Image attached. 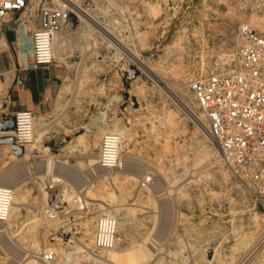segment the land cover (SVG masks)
Returning a JSON list of instances; mask_svg holds the SVG:
<instances>
[{
	"label": "rangeland",
	"instance_id": "1",
	"mask_svg": "<svg viewBox=\"0 0 264 264\" xmlns=\"http://www.w3.org/2000/svg\"><path fill=\"white\" fill-rule=\"evenodd\" d=\"M32 1L27 16L30 19L25 15L20 19L26 21L27 37L35 31L36 5L44 0ZM50 1L46 3L51 4ZM72 1L84 8V0ZM195 4L196 8L191 6L186 12L201 18L199 25L162 28L155 21L148 25L144 40L130 50L152 67L163 82L168 78L165 84L182 97L200 119V126L194 125L183 112L176 111L174 103L165 95H158L156 84L134 61L91 26L74 22L72 15L73 29L60 35L54 44L51 79L42 86L40 110L30 111L33 119L26 133L21 129L11 135H0V190L9 191L11 199L8 218L0 232V264H91L84 254L76 253V246L86 244L92 254H106L93 249L94 223L109 214L118 218L124 211L127 213L125 230L129 226L128 230L137 234L139 231L140 237L144 235L142 239L150 237L148 234L157 235L155 230H170L163 234L165 243L157 260L143 264H240L243 253L260 237L257 252L241 264H264V210L222 166L219 149L203 132L201 112L187 90L191 80L235 61L239 41L234 31L240 23H248L258 30H264V23L240 10L238 0H199ZM14 29L7 21L0 23L3 33L15 34ZM162 30L163 39L158 38ZM229 33L233 43L224 42L223 36ZM100 44L108 49L102 51ZM20 53L17 37L13 46L8 44L0 49V101L4 84L11 83L19 66L23 67ZM31 59L29 53L28 60ZM160 100L165 103L164 107ZM4 112L13 114L9 110ZM104 135H115L118 140L116 164L107 169L97 164ZM89 158L95 160L92 170ZM122 160L125 164H121ZM51 178L61 180L62 187L48 189ZM151 189L153 193L162 190V201L157 200ZM78 193L84 198L86 211L77 210L71 202V197ZM134 198L139 204L133 203ZM163 204L168 224L161 222ZM14 208L16 211H10ZM47 208L52 209L53 218L45 213ZM119 227L118 219L117 240L126 238L128 243V230L124 235ZM84 229L89 231L86 236ZM181 236L186 237L185 241ZM32 245L38 246L39 251L30 253ZM48 251L55 258L46 263L41 257ZM193 251H197L196 255Z\"/></svg>",
	"mask_w": 264,
	"mask_h": 264
},
{
	"label": "built area",
	"instance_id": "2",
	"mask_svg": "<svg viewBox=\"0 0 264 264\" xmlns=\"http://www.w3.org/2000/svg\"><path fill=\"white\" fill-rule=\"evenodd\" d=\"M80 7L87 17L84 19L68 3L51 0L36 5L35 31L30 37L31 61L19 66L22 71L35 70L54 62V44L60 35L69 33L74 22L91 26L90 21L109 33L112 38L127 49L144 40L148 25L158 21L166 26H197L201 18L191 15L189 10L199 0H84ZM239 9L257 16L264 23V0H238ZM32 0H0V23L7 21L23 32L26 21L22 16L30 15ZM154 12V13H153ZM157 14L156 16H154ZM72 15L75 21H72ZM203 19V17H202ZM89 22H88V21ZM92 27V26H91ZM93 28V27H92ZM164 30L158 38L163 39ZM232 33L224 37L231 42ZM239 41L235 61L222 68H214L207 76H200L187 84L198 110L208 138L219 149L221 164L228 174L246 190L248 197L264 210V30L252 28L248 23H240L234 31ZM109 42L107 39H105ZM110 43V42H109ZM111 44V43H110ZM112 45V44H111ZM101 50L107 46L100 44ZM114 46V45H112ZM5 44H0V49ZM115 47V46H114ZM116 48V47H115ZM29 54V53H28ZM6 103L0 101V135L8 131L19 132L33 119L30 111L8 114ZM13 119L14 128L4 130L3 124ZM4 136V135H3ZM117 137L104 135L97 158L100 168H111L117 160ZM62 187L58 178H51L48 189ZM10 194L0 190V230L8 214ZM77 210L86 211L83 196L71 197ZM45 213L53 218L52 209ZM117 216L105 215L98 218L93 227V249L107 252L117 244ZM55 254H43L44 262H52Z\"/></svg>",
	"mask_w": 264,
	"mask_h": 264
},
{
	"label": "bare ground",
	"instance_id": "3",
	"mask_svg": "<svg viewBox=\"0 0 264 264\" xmlns=\"http://www.w3.org/2000/svg\"><path fill=\"white\" fill-rule=\"evenodd\" d=\"M59 1H62L63 3L65 2V3H68L69 5H70V7L74 10V11H76V12H78L79 13V15H81L84 19H87V17H86V15L84 14V13H82L83 11H80V7H79V5L77 4V3H75V2H73L72 0H59ZM28 19H30V16L28 17ZM88 21V20H87ZM89 22V21H88ZM90 24H91V26L93 27V29H95V31L98 33V34H101L105 39H107L112 45H114L115 47H116V49L117 50H119L121 53H123L126 57H128L129 59H131L132 61H134L147 75H148V77H150L152 80H153V82L156 84L155 86H157L158 87V89H159V92H160V94H158V95H161V93L163 94V95H165L167 98H169L173 103H174V105H175V107H176V109H174V111L176 110V111H179V112H183V115H185L186 117H188L189 118V120L191 119L192 121H193V123H194V125H197V126H200L201 124H200V119L194 114V112L183 102V100L179 97V96H177L168 86H170L168 83V86L165 84L166 82H168V81H166V80H168V78L167 79H165V82H163L158 76H157V74L155 73L156 71H153V68L152 67H150V66H147L145 63H143L140 59H139V57L137 56V54L134 52V51H131V50H129V49H127V48H125L124 46H122L120 43H118L117 41H115L113 38H112V36L109 34V33H107L106 31H104L103 29H101L99 26H97L95 23H93V22H89ZM84 25H82L81 27H83ZM19 38H21V39H25L27 42H28V46L26 47V48H22L21 49V53H20V60H21V62H22V65L23 66H26V64H27V56H28V53H30V51H31V41H30V37H27L26 35L24 36V34H23V32L22 31H20V35H19ZM232 43H233V41H231ZM114 47V48H115ZM216 60V59H215ZM221 61V60H220ZM215 63L217 64V61H215ZM214 63V64H215ZM224 63V62H223ZM219 64H221V62L219 63ZM222 65V64H221ZM155 67V66H154ZM156 68V67H155ZM157 69V68H156ZM159 70V69H158ZM161 73V72H160ZM166 73V72H165ZM166 75V74H165ZM164 76V75H163ZM162 76V77H163ZM167 77H168V75H166ZM170 76V75H169ZM161 77V78H162ZM166 78V77H165ZM170 81V80H169ZM181 82H183V81H181ZM180 82V83H181ZM153 83V84H154ZM183 85V84H182ZM183 87H185V86H182V88ZM154 89H156V88H154ZM152 90V89H151ZM152 91H154V90H152ZM151 91V93H153ZM159 92H157V93H159ZM150 93V92H149ZM155 95H157V94H155ZM151 96V95H150ZM149 97V96H148ZM161 97V96H160ZM164 97V96H163ZM163 97H162V99H163ZM146 98V97H145ZM149 99V98H148ZM151 99H153V98H151ZM155 99V98H154ZM158 99V98H157ZM161 99V100H162ZM156 100V99H155ZM161 100H160V105L161 106H163V104H165V103H162L163 101H164V99H163V101L161 102ZM159 101V100H158ZM166 103H167V101H165ZM151 103H152V100H151ZM154 103V102H153ZM157 103V102H156ZM173 103H171V104H173ZM156 105V104H155ZM160 106V107H161ZM157 107H158V105H157ZM156 107V108H157ZM164 107V106H163ZM175 107H173V108H175ZM163 109V108H162ZM155 110V109H154ZM163 111V110H162ZM166 111V110H165ZM158 112V111H157ZM161 112V111H160ZM178 112V113H179ZM162 113V112H161ZM177 113V112H176ZM177 113V114H178ZM158 115H160V114H158ZM158 115H156V117L158 116ZM182 116V115H181ZM162 117V116H161ZM158 119V118H157ZM161 119H163V118H161ZM158 120H160V119H158ZM161 121V120H160ZM171 125V124H170ZM172 126V125H171ZM196 127V126H195ZM27 129H28V127L27 126H24V128H23V130H24V132L25 131H27ZM197 131H199V130H197ZM202 132V131H201ZM203 132L205 133V130H204V128H203ZM26 133V132H25ZM200 133V132H199ZM198 133V134H199ZM3 134H12V131H8V132H5V133H3ZM198 134H197V136H198ZM206 134V133H205ZM32 135V134H31ZM30 136V135H29ZM203 136V135H202ZM207 136V135H206ZM208 137V136H207ZM200 139V138H199ZM197 140H198V138H197ZM206 140V139H205ZM201 141V140H200ZM207 141V140H206ZM207 143V142H206ZM197 144H198V142H197ZM198 145H201V144H198ZM197 146V145H196ZM204 148V147H203ZM202 148V149H203ZM201 149V148H200ZM199 149V150H200ZM204 149H206V148H204ZM203 151V153H204V150H202ZM199 152V151H198ZM207 152H209V151H207ZM206 156H207V154H206ZM94 161L95 160H93V159H90L89 158V167L91 168V170L92 169H94ZM123 161V160H122ZM121 161V164H125L124 163V161L122 162ZM87 164H88V162H87ZM211 164V163H210ZM213 164V163H212ZM185 165V164H184ZM125 166H127V167H129L127 164L125 165ZM180 166H183V165H180ZM210 166V165H209ZM184 167V166H183ZM182 167V168H183ZM182 168H180V169H182ZM139 169V168H138ZM177 169V168H176ZM179 169V168H178ZM202 170V169H201ZM192 171V170H191ZM176 172V171H175ZM180 173H181V170H180ZM193 174V173H192ZM191 174V175H192ZM195 174V173H194ZM181 175V174H180ZM180 175H178V177H180ZM195 176V175H194ZM177 177V178H178ZM155 178V177H154ZM165 178V177H164ZM176 179V178H175ZM177 180H180V178H178ZM176 180V181H177ZM188 180H190V179H188ZM195 180V179H194ZM197 180V179H196ZM195 180V181H196ZM175 181V182H176ZM154 182V181H153ZM173 182V181H172ZM189 182V181H188ZM164 183H166L167 185H168V183L165 181ZM163 183V184H164ZM153 184V183H152ZM189 184H191V183H189ZM172 185V184H171ZM183 186H185V185H183ZM162 187V186H161ZM188 187H190V186H188ZM151 188V187H150ZM154 188V187H153ZM159 188V187H158ZM167 188V187H166ZM162 189V188H161ZM176 189H178V188H176ZM154 189H151V192L153 191ZM163 190V189H162ZM162 190H160V191H154L155 193H153L154 195L156 194V197H157V200L159 199H161V201H162V199L164 198L163 196H164V193H162L161 191ZM105 193V192H104ZM166 193V192H165ZM86 195V194H85ZM44 197H45V195H44ZM154 198H155V196H154ZM135 199V198H134ZM11 200V199H10ZM136 200V199H135ZM156 200V201H157ZM107 201V200H106ZM155 201V202H156ZM109 202V201H108ZM107 202V203H108ZM13 203V202H12ZM103 203H106V202H103ZM133 203H138L137 202V200L136 201H133ZM149 203V202H148ZM153 202H151V204H152ZM14 205H16L15 204V202L13 203ZM139 204V203H138ZM95 205V204H94ZM122 205V204H121ZM141 205V204H140ZM154 205V204H153ZM157 206L159 205V204H156ZM161 205V204H160ZM93 206V205H92ZM139 206V205H138ZM151 206V205H150ZM149 206V207H150ZM245 206V205H244ZM251 206V205H250ZM249 206V207H250ZM28 207V206H27ZM149 207H146V208H148V210H149ZM158 207H160V206H158ZM154 208H155V205H154ZM245 208H246V206H245ZM16 209H17V207H16ZM16 209L14 208V209H10V211H13V210H15L16 211ZM99 209V208H98ZM139 209V208H138ZM140 209H142V207L140 208ZM150 209H151V207H150ZM153 209V208H152ZM162 215H161V222L163 221L164 223L166 222H168V221H166L167 220V210H165L166 209V207H165V205L163 204L162 205ZM160 209V210H161ZM93 209H91V211H92ZM96 210V209H95ZM100 210L101 209H99V212H100ZM153 210H155V209H153ZM153 210H151L152 212H153ZM247 210V209H246ZM139 211V210H138ZM156 211H157V209H156ZM159 211V210H158ZM98 212V211H97ZM96 212V213H97ZM140 212V211H139ZM145 212V211H144ZM143 212V213H144ZM159 212V213H160ZM94 213H95V211H94ZM135 213H136V211H135ZM140 213H142V212H140ZM146 214H147V211L145 212ZM156 213H158V212H156ZM160 213V214H161ZM252 213H254V212H252ZM125 215H127V213L125 214V211L124 212H121L119 215H118V219H119V221H120V227L119 228H121V230H122V232L124 231V235L126 234L125 233V231H127L128 229H129V226H128V229L127 230H125L126 228H127V223H126V217H125ZM137 215H139L138 214V212H137ZM142 215V214H141ZM153 215V214H152ZM151 215V216H152ZM156 216H157V214H155ZM159 215V214H158ZM147 216V215H146ZM145 216V217H146ZM169 216V215H168ZM128 217H130L129 215H128ZM141 217H143V216H141ZM171 217V216H170ZM256 217V216H255ZM263 217V216H262ZM8 218V217H7ZM148 218H149V216H148ZM147 218V219H148ZM152 218V217H151ZM150 218V219H151ZM259 218H261V217H259ZM134 219H135V217H134ZM141 219H143V218H141ZM153 219V218H152ZM157 219V218H156ZM138 220H139V218H138ZM149 220V219H148ZM5 221H7V220H5ZM130 221V220H129ZM136 221V220H135ZM139 221H141V220H139ZM143 221V220H142ZM141 221V222H142ZM259 220H257V222H258ZM9 222V221H8ZM44 222H46V221H44ZM43 222V223H44ZM131 222V221H130ZM138 222V221H137ZM156 222H158V220H156ZM161 222H159V223H161ZM255 222V221H254ZM158 223V224H159ZM5 224V223H4ZM87 224H90V223H88L87 222ZM86 224V225H87ZM133 224V223H132ZM139 224V223H138ZM154 224H156V223H154ZM157 224V225H158ZM168 224V223H167ZM257 224V223H256ZM259 224V223H258ZM41 225V224H40ZM85 225V224H84ZM130 225V224H129ZM165 225V224H164ZM92 226V225H91ZM132 226H134V225H132ZM171 226V225H170ZM169 226V227H170ZM82 227H84V226H82ZM151 227H153V226H151ZM256 227V226H255ZM261 227V226H260ZM264 226H262V228H263ZM3 228V227H2ZM85 228V227H84ZM88 228V227H87ZM155 227H153L152 229H154ZM157 228V227H156ZM167 228V227H166ZM262 228H261V230H262ZM83 229V228H82ZM158 229V228H157ZM4 230V229H3ZM84 230H86V229H84ZM90 230H91V227H90ZM118 230V229H117ZM132 230H133V228H132ZM150 230H151V228H150ZM166 230V229H165ZM83 231V230H82ZM135 231V230H134ZM137 231H138V228H137ZM137 231H135V232H137ZM147 231V230H146ZM154 231V230H153ZM167 231H170V230H167ZM165 232L164 230H155V233L156 232H158V234L157 235H149L148 234V232L146 233V234H148V236H150V237H148V238H143L142 239V237H144V235L143 236H139V234H141V233H139V231H138V234L137 233H134L133 231H130V230H128V232H129V237H130V240H129V242L128 243H126V238H125V240L124 241H120L119 240V238H118V240L120 241V242H118L119 243V246H117L118 248H116L115 247V249H113V250H110V251H107V253L105 254H103V255H100V256H97V255H94V254H92L91 253V251H90V249H89V247H87V245L85 244H80L79 243V245H77L76 246V253L77 252H80V253H82V254H84V256H86V258L87 259H89V261L91 262V264H143V263H151V262H153V261H156L157 260V258L159 257V255H160V253L162 252V247H164L163 246V243H165V241L163 242L162 241V238H163V234H164V232L165 233H168V232ZM182 231V233H184V231L185 230H181ZM263 231H264V229H263ZM263 231H261V232H263ZM0 232H1V230H0ZM86 232H89L88 230H86V231H83V234L85 233V236H86ZM91 232V231H90ZM122 232L120 233L121 235H123L122 234ZM140 232H142V231H140ZM152 232V231H151ZM189 232V231H188ZM258 232V231H257ZM261 232H260V234H261ZM169 233H171V232H169ZM214 234V233H213ZM263 234V233H262ZM91 235V234H90ZM121 235H120V237H121ZM170 235V234H169ZM190 235V234H189ZM192 236H194L193 234H191ZM209 235V234H208ZM258 235H259V233H258ZM4 236H6V235H4ZM31 236V235H30ZM88 236V235H87ZM184 236V235H183ZM191 236V237H192ZM140 237V238H139ZM173 237V236H172ZM182 237V236H181ZM190 237V236H189ZM212 237V236H211ZM256 237V236H255ZM259 237V236H258ZM264 237V236H263ZM9 238H10V236H9ZM85 238V237H84ZM165 238H167V237H165ZM171 238V237H170ZM173 238H175V236L173 237ZM186 238V237H185ZM185 238L184 237H182V239H184V241H185ZM193 238H195V236L193 237ZM11 239V238H10ZM259 239H261V237L259 238ZM256 240L255 242H253V244H252V246H250L244 253H243V256H242V258H240L241 260H240V264H241V262H243L247 257H249L250 255L252 256V254H255L254 252L256 251V249H257V245H258V243H259V241H260V243H261V240ZM117 240V241H118ZM122 240V239H121ZM128 240V239H127ZM175 239H173V241H174ZM188 240H189V238H188ZM191 240V239H190ZM189 240V241H190ZM192 240H194V239H192ZM196 240V239H195ZM262 240H263V238H262ZM10 241V240H9ZM167 241V240H166ZM176 241V240H175ZM188 241V242H189ZM197 241V240H196ZM195 241V242H196ZM253 241V240H252ZM181 242H183V241H181ZM194 242V243H195ZM117 243V244H118ZM192 243V242H191ZM193 243V245L195 246V244ZM88 244V243H87ZM116 244V245H117ZM178 244V243H177ZM176 244V245H177ZM188 244V243H187ZM250 244V243H249ZM13 245V244H12ZM31 245V244H30ZM39 245V244H38ZM166 245V244H165ZM168 245V244H167ZM173 246H174V244H172ZM175 245V246H176ZM183 245H184V247H186L185 246V244L183 243ZM190 245H192V244H190ZM15 246V245H14ZM33 247H32V252L30 251V253H36V252H38L39 251V247L38 246H34V245H32ZM88 246H90V244L88 245ZM171 246V245H170ZM188 246V245H187ZM31 247V246H30ZM177 247V246H176ZM197 247V246H196ZM260 247V246H259ZM42 248V247H41ZM168 248H169V246H168ZM172 248V247H171ZM173 248H175V247H173ZM172 248V249H173ZM189 248V247H188ZM191 248H193V247H191ZM235 248V247H234ZM241 248V247H240ZM247 248V247H246ZM171 249V250H172ZM196 249V248H195ZM239 249V248H238ZM169 250H170V248H169ZM177 250V249H176ZM188 250V249H187ZM186 250V251H187ZM167 252L166 253H169L168 252V250H166ZM173 252H175V249L174 250H172ZM192 251V250H191ZM195 251V250H194ZM194 251H193V254H195L196 255V253H197V251H196V253H194ZM244 251V250H243ZM163 252H164V250H163ZM199 252V251H198ZM257 252V251H256ZM188 253V252H187ZM165 254V253H164ZM163 254V255H164ZM171 255H172V253H170ZM169 254V255H170ZM174 254V253H173ZM189 254H191V253H189ZM38 255V254H37ZM163 255H161V256H163ZM168 255V254H167ZM168 255V256H169ZM188 255V254H187ZM194 255V256H195ZM237 255V254H236ZM242 255V254H241ZM39 256H40V254H39ZM166 256V255H165ZM164 256V257H165ZM175 256V254L173 255V257ZM189 256V255H188ZM198 256H199V253H198ZM198 256H195V257H198ZM250 256V257H251ZM171 257V256H170ZM234 257H236V256H234ZM42 258V257H41ZM162 258V257H161ZM167 258V257H166ZM199 258V257H198ZM201 258V257H200ZM35 259H36V256H35ZM86 259V260H87ZM165 259V258H164ZM168 259V258H167ZM195 259V258H194ZM193 259V260H194ZM40 260V259H39ZM69 260V259H68ZM160 260H162V259H160ZM234 260V259H233ZM163 261V260H162ZM165 261H167V260H165ZM171 261V260H170ZM173 261V260H172ZM196 261H197V258H196ZM199 261V260H198ZM236 261V260H235ZM239 261V260H238ZM39 262H41V261H39ZM65 262H67V261H65ZM169 262V261H168ZM174 262V261H173ZM237 262V261H236ZM41 263H43V261L41 262ZM155 263V262H154ZM163 263V262H162ZM165 263V262H164ZM163 263V264H164ZM190 263H191V261H190ZM194 263H196V262H194ZM54 264V263H53ZM153 264V263H152ZM159 264V263H158ZM166 264V263H165ZM172 264V263H171ZM173 264H175V263H173ZM191 264H193V263H191Z\"/></svg>",
	"mask_w": 264,
	"mask_h": 264
},
{
	"label": "crops",
	"instance_id": "4",
	"mask_svg": "<svg viewBox=\"0 0 264 264\" xmlns=\"http://www.w3.org/2000/svg\"><path fill=\"white\" fill-rule=\"evenodd\" d=\"M20 31L19 29L17 40L22 49L28 46V42L19 38ZM15 37H17L16 33H3L0 30V44H5V47L8 44L13 46ZM50 66H42L35 70L24 72L19 69L14 73L11 83L4 84L2 90V100L6 103L5 111L9 110L13 114L24 111H39L44 92L42 86L51 79ZM3 83H5L4 80Z\"/></svg>",
	"mask_w": 264,
	"mask_h": 264
},
{
	"label": "water",
	"instance_id": "5",
	"mask_svg": "<svg viewBox=\"0 0 264 264\" xmlns=\"http://www.w3.org/2000/svg\"><path fill=\"white\" fill-rule=\"evenodd\" d=\"M2 128L3 129H13L14 128V121H13V119H11V120H9V121H7V122H5L4 124H3V126H2Z\"/></svg>",
	"mask_w": 264,
	"mask_h": 264
}]
</instances>
